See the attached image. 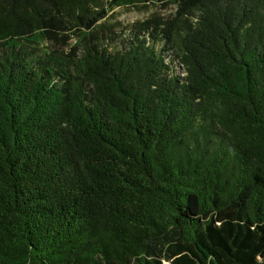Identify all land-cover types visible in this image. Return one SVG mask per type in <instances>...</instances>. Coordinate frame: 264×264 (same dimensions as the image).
I'll return each mask as SVG.
<instances>
[{"label": "trees", "instance_id": "1", "mask_svg": "<svg viewBox=\"0 0 264 264\" xmlns=\"http://www.w3.org/2000/svg\"><path fill=\"white\" fill-rule=\"evenodd\" d=\"M0 264H264V0H0Z\"/></svg>", "mask_w": 264, "mask_h": 264}, {"label": "rangeland", "instance_id": "2", "mask_svg": "<svg viewBox=\"0 0 264 264\" xmlns=\"http://www.w3.org/2000/svg\"><path fill=\"white\" fill-rule=\"evenodd\" d=\"M159 7V6H158ZM174 11V6L169 5L165 10L158 9L156 7H150L146 11H137L133 7H118L109 12V18H114L113 21H117L122 25H128L135 21L142 20L148 17L151 13H160L163 16H167ZM181 68L178 67L177 71L181 72Z\"/></svg>", "mask_w": 264, "mask_h": 264}]
</instances>
